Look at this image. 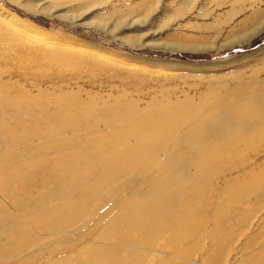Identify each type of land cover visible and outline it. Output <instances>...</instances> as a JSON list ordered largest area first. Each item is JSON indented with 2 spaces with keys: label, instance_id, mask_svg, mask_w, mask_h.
<instances>
[{
  "label": "bare ground",
  "instance_id": "bare-ground-1",
  "mask_svg": "<svg viewBox=\"0 0 264 264\" xmlns=\"http://www.w3.org/2000/svg\"><path fill=\"white\" fill-rule=\"evenodd\" d=\"M109 1L87 0V6L100 7ZM151 5L150 0H142L118 18L114 27L136 15L138 9L146 14ZM248 11L245 43L257 37L264 25V0H245ZM107 19L104 15L97 22L105 25ZM10 60L8 55L0 56V264H183L182 259L177 260L179 255L187 256L201 247L197 234L202 229L199 218L205 213L215 216L216 225L212 238L217 245L209 246L214 251L208 255L210 263L222 262L227 249L220 246L227 240L222 217L240 210L246 194L261 199L264 192L251 183L242 191L236 188L222 196L207 209L191 195L213 185L223 171L221 160L233 171L245 138L264 137V79H252L243 97L214 93L197 101L190 97L165 99L160 104L153 101L144 110L127 102L82 108L80 101L52 105L44 98L28 100L29 89L25 93L20 89L25 85L20 78L27 69L22 73L20 67H10L14 64ZM8 85L21 86L13 94ZM49 107L53 112H46ZM37 113L44 115L39 119ZM19 117L29 121L24 118V125L17 120L4 130L8 120ZM84 124L92 129L102 127L101 141L88 143L82 134L56 140L62 133H80ZM71 147L75 150H68ZM140 183L143 187L137 189ZM43 187L57 194L47 196L49 191H42ZM122 193L130 195L121 200ZM77 197L80 199L71 204ZM55 200L66 203L44 206ZM252 213L245 211L240 217L245 228ZM97 215L96 221H104L100 239L121 244V250L105 246L82 251L76 247L81 251L54 257L55 246H39L40 238L51 235L67 243L62 235H77V223ZM163 237L174 252L152 249L158 255L150 263L148 247L155 248ZM183 243L187 246L181 247ZM254 256L259 264L264 263V251Z\"/></svg>",
  "mask_w": 264,
  "mask_h": 264
},
{
  "label": "rangeland",
  "instance_id": "rangeland-1",
  "mask_svg": "<svg viewBox=\"0 0 264 264\" xmlns=\"http://www.w3.org/2000/svg\"><path fill=\"white\" fill-rule=\"evenodd\" d=\"M150 1V11L145 14L138 9L136 15L115 28L117 19L142 0H110L100 7H88L87 0H0V56H10L13 61L9 63L17 62V65L9 66L20 67L22 73L27 69L20 78L25 85L16 86L24 93L29 89L30 93L26 92L28 100L44 98L52 105L57 101L66 104L80 101L82 108L127 102L134 109L144 110L153 101L160 104L165 99L175 101L190 97L197 101L214 93L243 97L252 79H264V25L257 37L245 43L244 20L250 15V11L245 12V0ZM104 15L109 19L104 21L105 25H100L97 20ZM14 30L23 31L25 39ZM24 31L29 32L28 36ZM26 61L31 63L27 65ZM8 88L13 94L18 92L13 85ZM46 112H53V109L49 107ZM43 115L38 114V118ZM24 118L8 120L4 130L8 131L17 120L26 125ZM86 125L81 127L80 133H62V138L56 140L82 134L88 143L101 141L99 135L103 128L92 129ZM240 151L233 171L226 160H221L223 171L219 178L203 192L191 195L201 200L206 209L234 189L242 191L251 183L264 192V137L248 136ZM243 182L246 185H242ZM142 187L140 183L137 189ZM42 191L49 189L43 187ZM54 194L57 191L51 190L47 196ZM129 195L122 193L120 199L125 200ZM245 198L240 210L228 211L222 217L224 230L232 239L226 235L227 240L220 243L227 247L220 264H259L254 255L264 251V195L257 199L255 195L248 197L246 194ZM79 199L75 198L71 204ZM63 203L66 201L55 200L44 206L48 209ZM245 211H253L246 228L240 224ZM97 218L98 215L90 221L77 223L75 236L61 234L66 236L67 243L51 235L47 239L40 238L39 246H55L54 257L93 247L121 250V244L100 239L104 221H96ZM199 219L202 229L197 239L201 247L191 250L188 257L179 255L177 260L182 259L183 264H213L208 255L214 253L209 246L217 245L212 238L215 216L205 213ZM165 238H160L155 248L148 247L147 255L152 254L148 259L150 263L153 255H158L152 249L174 252ZM185 244L181 247L187 246ZM194 258L196 262L189 261Z\"/></svg>",
  "mask_w": 264,
  "mask_h": 264
}]
</instances>
